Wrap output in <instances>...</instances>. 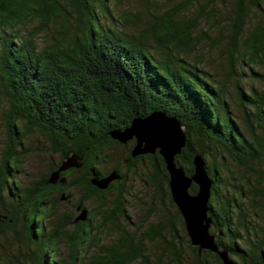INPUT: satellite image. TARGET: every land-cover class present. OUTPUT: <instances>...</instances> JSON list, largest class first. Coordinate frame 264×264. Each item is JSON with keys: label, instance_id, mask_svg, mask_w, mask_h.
<instances>
[{"label": "trees", "instance_id": "obj_1", "mask_svg": "<svg viewBox=\"0 0 264 264\" xmlns=\"http://www.w3.org/2000/svg\"><path fill=\"white\" fill-rule=\"evenodd\" d=\"M109 1L0 0V132L4 133L0 229L5 225L15 228L14 213L22 209V241L38 252L33 264H68L57 258L55 250L63 237H68L75 249L71 262L75 263L79 245L93 230L97 233H93L95 239L87 240V249L96 246L99 252H106L100 256L101 264H132L136 259L145 264L149 257L144 241L155 243L158 238L165 244L163 254L168 251L172 255V264H183L178 244L184 240L194 255L188 264H223L216 252L199 251L192 245L172 199L162 155L158 151L133 155L134 141L120 153L112 151L121 149L117 146L121 141L114 139L111 131L159 111L184 128L185 145L175 156L177 165L191 175L194 156L200 155L204 162L212 181L210 232L216 234L219 250H226L239 264H264V18L249 23L254 13H264V0H236L228 32L221 31L214 41L228 56L227 68L219 74L204 66L209 55L198 49L199 39L192 33L205 12L213 19L214 7L211 11L201 8L189 21L176 17L189 0L164 16L153 17L146 10L117 14ZM202 34V38H210L206 32ZM256 82L262 88L254 86ZM43 143L48 145L52 160L38 180L24 184L19 174L22 159L32 146L40 148ZM56 154L55 159L52 155ZM118 154L119 163L128 157L131 165L127 166L135 171L137 160L148 167L144 181L157 187L166 215L129 234L117 225L119 215L131 223L120 200L121 206H113L118 208V218L110 213L113 207L95 209L100 223L85 220L69 235L66 217L59 220L58 228L49 229L46 218L52 210L43 209L47 196H39L33 211L26 210L42 185L59 188V199L76 183L84 189L80 202L98 196L100 203L94 207L102 208V194L111 191L120 172L114 169L119 163L108 169L101 164ZM72 155H78L80 165L59 170ZM55 171L59 182L51 183ZM113 171L117 178L106 187L95 184ZM77 174L80 176L74 180ZM125 185L123 182V189ZM197 189L192 183L190 191ZM247 198H251V210L244 203ZM156 209L150 205L152 212ZM253 216H261L263 224ZM112 229L120 236L110 245H102L101 240Z\"/></svg>", "mask_w": 264, "mask_h": 264}, {"label": "rangeland", "instance_id": "obj_2", "mask_svg": "<svg viewBox=\"0 0 264 264\" xmlns=\"http://www.w3.org/2000/svg\"><path fill=\"white\" fill-rule=\"evenodd\" d=\"M182 1L183 0H110L109 2H113L114 9L117 14L122 12H141L146 10L147 13L152 12L151 16L153 17L154 14L164 16L168 12L174 11L176 8H178ZM191 1L189 0V5L181 8L177 12L176 17L177 19H189V21H191L201 8L211 11L210 9L214 7L213 10L216 15L213 16V19H208V12H205L207 14L199 19L198 25L193 26L192 33L197 39H199L198 49L206 51V53L209 55L208 62H205L204 66L210 71L219 74L220 70L225 71L227 68L226 65L228 56L226 53H224V51H221L217 48L214 41L217 37H219L221 31H223V33L228 32L230 27L229 22H233L235 17V11L237 8L236 0H223L222 2H220V0ZM209 16L210 15L208 14V17ZM261 18H264V13L257 11L251 16L249 23H259L262 20ZM214 23H217L220 26L216 28L213 26ZM53 26L54 25H52V27ZM203 32H206L210 38H202ZM242 83H245L244 79L242 80ZM254 86L262 88L263 85H261L259 82H256L254 83ZM3 138L4 133L0 132V148L2 147L1 144L3 143ZM33 141H36V139ZM112 151L118 153L119 149L116 148ZM50 153L51 152L48 150L47 144L45 145L43 143V146L40 148L32 146L31 151H29L26 156L23 157L22 166H20L22 171H20L19 174L22 176V183L27 184L39 179L40 174L47 170V166L49 165L48 162L52 160ZM52 156L55 159L58 158L57 154ZM113 161L114 159L111 160L110 158H106L105 163L101 164V166L103 168H108ZM122 168V171H125V167ZM147 168L148 167H146L145 164H140L138 170H129L124 189L118 187L120 182H114V185L111 187V192L108 193L105 198L101 199L104 203L102 206L103 209L100 208V205L97 208L94 207L96 204L100 203L98 196H94L91 200L82 201H85V205L88 207V209L90 208L93 211L95 209L106 211L109 207L112 208L114 206L115 198L121 196V198H123L122 208L127 210L132 224L126 223L125 219L119 215V218L117 219V225L125 229V231H128L127 233L133 234L138 227H146L149 225V222L158 220L157 216L159 218L163 214L166 215L167 212V209L163 208V204H161L162 199L158 190L156 189L157 187L152 184V182H146V184L144 181L149 174ZM74 176L75 178H73L76 180L79 175L77 174ZM164 182H162L163 185H165ZM66 194V197H62L63 199H60V201L55 203H53V201L56 199V193H52L49 194L50 196H47V207H53V211L52 213L48 214L49 219H47L48 225H50L51 229L54 228L59 223V220L65 215L74 216L76 215L75 213H78V210H76L75 207L77 206V203L80 201L81 197L84 196V189L76 183L74 186L66 190ZM253 196L256 197V201H260L258 195ZM154 199L155 203L153 201ZM250 199L251 198H247L244 200L248 210H251L252 206ZM152 201L153 204H151ZM165 202L167 203L168 200L166 199ZM150 205L153 206V210L154 207H156V211L152 212V210H150ZM31 206L32 205H28L26 208L31 210ZM253 218L258 224H263V219L261 216H253ZM148 219H150V221H148ZM66 220H68L66 221V230L69 235H73L74 229L76 228V222L72 221V218L71 220ZM9 227L10 226L5 225V227H2V230L0 229V261L4 264H33L34 259L36 258V252L33 247L29 248L26 246L24 241H22L20 235V224L15 221V228L11 227L12 229H10ZM93 232L95 234L97 233L96 230H93ZM118 236H120V233L117 230L112 229L110 233H107L101 240V244L108 246L115 242ZM165 236L168 237L167 235ZM67 239L68 237H63L60 239V241L56 242L55 250L57 252V258L65 260L68 264H101L100 261L102 260L100 256L105 255L106 252H99L96 246H90V248L87 249V240H84L83 244L79 245L81 247L79 248V252L77 254L78 258L75 263H71L73 257L72 253L75 249L70 246V243ZM144 242L148 248L147 254L149 257V261L145 264H153V262L154 264H172V255L168 254V251H166V254H163V248L165 244H163L161 238H158L155 243H150L149 240ZM178 246L182 250L181 256L183 264H188L189 262L193 261L194 255L188 247L186 240L182 241L181 245L178 244ZM132 264H141L140 259H136L134 262H132Z\"/></svg>", "mask_w": 264, "mask_h": 264}, {"label": "water", "instance_id": "obj_3", "mask_svg": "<svg viewBox=\"0 0 264 264\" xmlns=\"http://www.w3.org/2000/svg\"><path fill=\"white\" fill-rule=\"evenodd\" d=\"M110 134L121 142L134 138L136 143L132 151L133 155L155 151L162 155L169 174L171 196L184 219L192 245L197 246L199 251L207 249L216 252L223 264H239L230 259L226 250H219L215 241L216 234L210 232L212 217L209 214L208 203L212 181L208 177L202 158L200 155L194 156V173L191 175H187L175 161V156L185 145V131L180 122L163 112L153 111L144 118L132 119L129 126L122 130H113ZM78 158V155L67 158L59 170L79 166ZM58 171L51 174L49 182H57ZM114 178H117V175L113 171L108 177L100 181L95 180L96 182L93 180V182L104 188ZM192 183L198 186L195 193L190 191ZM78 218L85 219V211Z\"/></svg>", "mask_w": 264, "mask_h": 264}, {"label": "flooded vegetation", "instance_id": "obj_4", "mask_svg": "<svg viewBox=\"0 0 264 264\" xmlns=\"http://www.w3.org/2000/svg\"><path fill=\"white\" fill-rule=\"evenodd\" d=\"M136 142V140L134 139V138H132V139H129L128 141H126L125 143H118L119 145H117V146H119V147H121V149L119 148V151H122V148L123 149H126L125 147H128L130 144H132V142ZM118 151V153H120ZM142 155H145V154H142ZM141 157V156H140ZM120 155L118 154V156H116L115 157V159H114V162H112L111 164H110V166L109 167H111L112 165H115L116 163H119L120 162ZM138 159H140L139 157H138ZM123 161L121 162V163H119V165L117 166V167H114V169L115 170H117L118 172H120V177H119V180L118 181H120V184H118V187H120L121 189H122V184H123V182H125L124 181V179H126L127 177H128V172H129V170H131L132 168L131 167H129V166H127V165H131L129 162H130V158H128V157H126V158H123L122 159ZM140 162V163H139ZM141 164V160H137L136 161V165H138L137 167H139V165ZM121 165V166H120ZM85 167H87L88 168V166H85ZM108 167V168H109ZM122 167H125V171H122ZM108 168H106V169H108ZM123 174V175H122ZM80 176V175H79ZM81 178V177H80ZM118 181H116L117 183H119ZM59 182V179L57 180V182H55V183H58ZM49 183V182H48ZM126 184V183H125ZM54 185V184H53ZM114 184H112L110 187H112ZM47 188V189H46ZM57 190H59V188H57V187H49L48 185H42L39 189L37 188V191L39 192V194H37V196L30 202V204L29 205H32L31 207H32V209L31 210H28L27 208H26V210L29 212V211H33L34 210V206H36V204H37V202H38V200L40 199V197L39 196H50L49 194H52V193H57ZM110 190H111V188H110ZM111 191H107V192H105V193H103L102 195L104 196V197H106L107 196V194L108 193H110ZM101 194V193H100ZM66 193H63L62 195H61V197L58 199V197H57V195H56V199H54V201H53V203H55V202H58V201H60V199H63L62 197H66ZM47 198V197H46ZM120 200H122V202H123V198H121V196L120 197H117V198H115V201H114V204H116L117 205V207H119V206H121L122 205V203H121V205L119 204V202H120ZM80 202V201H79ZM77 203V206L75 207L76 208V210H78V213H75L76 215H74V217L72 216V215H65L64 217H66V219H69V220H71L70 218L71 217H73L72 218V221H74V222H76V224H78L79 225V227H82L85 223H84V221L86 220V222H92V223H94V225H98L100 222H99V218H98V215H94V211L93 210H91L90 208L88 209V207H86V209L85 210H83V211H85V219H80V218H78L77 216H79V211H80V208H81V206L83 205H85V203L84 202H80V203ZM48 203V202H47ZM165 204H166V202H165ZM43 209H49L50 211L52 210L53 211V207L52 206H50V207H47V205H46V207L45 208H43ZM116 208L115 207H113L112 209H111V211H110V213L112 214V216H117V218H118V212L115 210ZM21 210L22 209H18V210H16V212L14 213V218H16V222H18V220H19V223H20V225H22V223L23 222H20V218H19V216L21 215ZM44 211V210H43ZM52 211H51V213H52ZM98 211V210H97ZM147 211H149V210H147ZM48 216L49 215H47V218L46 219H49L48 218ZM51 216H53V215H51ZM64 220L65 222L66 221H68V220ZM25 222V221H24ZM98 222V223H97ZM59 223L54 227V228H52V229H56V228H58L59 227ZM22 229V228H21ZM49 229H51V228H49ZM94 232L92 231V232H90L89 234L87 233V234H85V236H87V240H93V239H95V233L93 234ZM35 253V252H34ZM35 255H36V257L38 256V252L36 251V253H35ZM148 255V254H147Z\"/></svg>", "mask_w": 264, "mask_h": 264}]
</instances>
